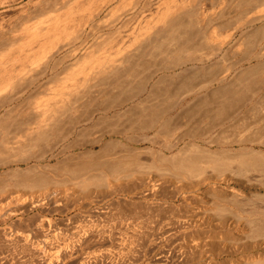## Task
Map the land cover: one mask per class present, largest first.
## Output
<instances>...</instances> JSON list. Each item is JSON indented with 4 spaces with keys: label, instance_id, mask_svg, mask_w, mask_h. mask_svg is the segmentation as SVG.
Returning <instances> with one entry per match:
<instances>
[{
    "label": "rangeland",
    "instance_id": "1",
    "mask_svg": "<svg viewBox=\"0 0 264 264\" xmlns=\"http://www.w3.org/2000/svg\"><path fill=\"white\" fill-rule=\"evenodd\" d=\"M6 1L10 3L8 4ZM61 1L62 0H42V2L41 0H5L6 3L0 6V25L4 26L5 23V29L8 27V29H6L8 32L7 34L15 32V34L13 33L12 35L18 37L21 34L22 28L28 24L38 22L42 18L39 13L41 5L45 8L48 3H53L54 6L52 7L54 9H60V7L63 6ZM105 1L107 2L106 6H104L106 3ZM109 1L110 0H97L92 3L91 7L102 9L100 16L91 24L92 27L94 26V29L98 28L96 30H92V28L87 29L88 31L84 35L85 48L79 51L74 58L65 59L68 56V50L67 47L62 49V42L59 44V47L56 45L58 47H56L57 50L52 46V49L54 47L53 53L50 47V50L48 49V51H50L48 55L47 53L44 56L41 54L38 55V58L33 52L28 56V52L30 51L25 49L28 47L25 46L27 43L24 41H17V49L21 48V46L18 47V45L22 44L23 47L21 48L23 49L22 51L21 49H16L19 53V55L16 53V57L14 56V58H17L15 59L17 66H19L27 56L25 61L29 58L31 59H29L30 61H26L28 62L26 64L29 65V69L30 67L32 68L29 70V73L27 72V76L24 77V80L27 81L25 82L23 80L22 82L21 80L17 87L21 89L31 84V81L35 80L39 74L46 69L48 61L52 63V65L54 63L58 64L59 62L60 66L56 70L57 72H54L40 83H37L30 92L31 96L34 98L35 96H42L48 92V88L60 84L64 78L72 74V71L74 72L76 69L84 66L87 62L98 56V48L105 44L109 38L114 37L116 31V29H112L109 26H111V22H114L117 18L112 20L114 17H108L109 15L111 17L110 10H112V8H118V5H121V0ZM155 1L157 2V0H148L145 8L146 12H155ZM198 1L202 2L206 9L209 8L210 14L215 13L214 17L218 18L216 24H212L209 31H213L215 27V31H217L221 40L225 41L227 44L222 48H218L220 47L219 44L213 43L207 37L199 39L196 44L197 46L194 45L196 47H192L194 49H187L188 52L186 51L184 53V58L187 56L191 57V53H195L193 57L209 56L212 57V59L207 62L206 65L197 64L195 68L192 66L193 68L191 67V71L186 72L184 75H180L182 77H175L173 79V81L175 80L174 82L168 79L157 80V85L161 87L156 86L157 89L160 88V90L170 88L173 91H177L182 86L189 83L188 80L191 77H195V80H197L194 85H198L199 82H210V80L212 81L215 78L221 80V78L224 77V79L221 80L224 81L219 83L217 82L218 80L215 79V86L213 85L208 88L210 91H203V94L201 93L198 95V100H192L183 105L179 102L184 92L177 91L179 93L176 98L172 99L168 104H165L161 99L160 101L156 99L151 102L153 100L151 99L149 101L150 104L147 103L145 106L140 105L137 108H133V110L131 109L132 111H129L125 115L122 125L125 126V128H131V133H129L128 136L136 145L134 143V149H131V151L122 158L124 164L107 163L102 160L91 159L69 161L65 158H59L57 161L45 162L43 161V157L47 150L45 151L44 148L38 149L39 147L35 149L36 147L34 146L33 148L29 146L15 147L13 150L10 148V150H6L7 152L0 151V162L8 164V168L5 172L2 173L0 170V189L12 182V184H15L13 190V192L15 191V195L37 197L50 189L57 190L58 193H61L60 195H62L63 198L60 199V204L58 206L55 204L49 205L42 210L43 212H41V214L36 211L22 220L15 219L12 223V229L16 231V233L21 234L24 231H29L32 232L33 237L37 240L43 238L42 233L40 231L41 234L38 232L39 229H58L65 235L68 229H75L77 226H83L88 222L95 224L94 229H108L104 237L98 235V233L89 235L87 245L78 249L77 251L79 252L77 254L74 253L72 256L67 257L63 264H83L82 262L85 261L88 263L90 262L89 264H206L207 261L211 259L213 260L211 264H236L238 263V259L242 260V264L247 260L244 263L246 264L247 262H253V257L250 255L252 251L250 249L256 245L257 250L254 255H258V253L261 254L262 252V259L264 260V248H262V245H264V241L262 242L264 238V171L262 170L263 173L261 172V169H264L262 166L264 165V160L262 162H253V164L255 163L254 166L252 162L249 163V169H247V166H244L245 163L244 165L241 164L243 167L239 166L241 160L246 158V155L243 156L242 154L247 153V155H249L247 158H252L254 152L252 153L249 151H251L253 147H256L258 150V143H263L264 103L262 102L264 101H260V103L258 102L254 106L244 107L245 110L241 111L239 108L240 106L238 107L235 105L238 102L237 100V102L234 101L236 103L233 102L235 108L232 106L233 104L231 102L233 97L236 99L238 96H228L227 94L226 97H224L226 94L225 90H235V85L237 86H235V92L238 88H241L239 89L242 91L241 93H246L243 83L244 81L250 80L246 74L249 75L250 71V74H252V70H254L252 74L254 79L264 78V48L261 49L264 44L263 46L259 45L262 44L260 40H262V35L264 34V31H262L264 30V10H260L261 7L264 9V2L262 3L263 5L261 4V6L256 7L263 15L259 14L258 11V15H255L257 13L250 14L249 12H252V10H248L249 8L247 5L244 6L247 0ZM42 3H44L45 6ZM219 3H221V6L223 4V6H219ZM245 9L248 12L245 11ZM256 9H254L253 12H256ZM200 11V7H198L192 15L183 18L180 22L181 24L179 23L171 28L172 34L164 37L160 41L164 48H175L184 36L187 35V32L192 34L198 29H201L203 21L201 16H199ZM261 16L263 17L260 19ZM258 17L260 20L259 23ZM125 20L127 21L125 22ZM103 21L106 22V24H104ZM108 21L109 23H107ZM128 21L129 18L122 20V22L118 21L117 27L120 28L121 25L125 26V24H128ZM249 21H251V23L254 21V23L250 24ZM243 22L246 23V27L242 25ZM247 22H249L250 25L247 24ZM220 24L223 25L221 26ZM233 28L235 30L234 32L232 30ZM12 29H14V31ZM232 34L234 35L233 37ZM12 35H9V37ZM30 44L31 43L28 45ZM243 44H245V46ZM248 44H250L251 47H254L252 45L255 44V47L252 49ZM91 47L93 51L90 53V50H92ZM242 47H250V50L246 48L249 50L247 53H254L253 55L255 57H263L257 63L256 61L253 62V64H251L253 66L245 64L242 65L243 67H240L237 63L243 60L245 54H247L246 50L242 49ZM255 48L257 50H255ZM24 50L28 51H25L27 54L23 52ZM253 50L254 52L252 53ZM20 51L22 52L21 54ZM54 54L56 55L54 56ZM47 56L49 58H47L46 62ZM19 58L23 59L19 60ZM37 58L43 62L39 63L40 60L38 61ZM19 61L20 64H18ZM239 63H241V61ZM38 65L39 67L37 68ZM255 68H257L260 73L256 74L255 72L257 70ZM256 75L262 76L258 77ZM242 76L246 77L242 78ZM27 78H29L30 82ZM242 79L245 80L243 81ZM230 84L234 86L232 85L233 87H231ZM179 85L182 86L179 88ZM136 87L137 86L132 88L131 92H136ZM228 87L229 89H227ZM222 88H224V91ZM220 90L221 92H218ZM179 96L181 97L179 98ZM221 97L224 98L221 100ZM229 97L231 99H229ZM224 100L226 101L225 105L223 104L225 102ZM212 101L215 102L212 103ZM170 105H178V108L177 111L173 113L174 115L172 114V117L165 122L166 125L164 122H160V126L162 127H160L161 129L159 128L160 131L155 133L147 132L144 128L146 124L152 122V115L149 111L147 115L145 114V117L144 115L142 116L143 110L140 111L142 107H153V109L160 108V111H163V109H167L165 106L169 108ZM228 106L232 107L227 108ZM224 107L227 108V111L231 109L229 111L230 113H228ZM255 107L257 109H255ZM236 113H239V115ZM148 114L151 117H148ZM157 122L158 120H156V123ZM261 122L263 124H260ZM255 123L256 125L259 124L260 128L259 125H257V128ZM136 124H138V127ZM162 124H164V126H162ZM251 127L255 128L253 129ZM259 136L262 137L259 138ZM252 140L255 142L254 144L250 143ZM230 149L232 150L230 151ZM238 149L239 151L240 149L243 151L241 150L239 152ZM41 154H44L43 157ZM39 157L42 159L39 160ZM233 161L236 162L234 163ZM229 164L231 166L224 167ZM251 164L253 167H251ZM246 165L248 164L246 163ZM125 167H128L130 170ZM229 167L233 170H230ZM225 169H227V172H225ZM250 169L252 170L251 172L249 171ZM127 170L132 173H128ZM150 186H154L153 189L155 188L154 190H156L155 196L153 195L151 197V195L138 194ZM116 189L120 191H118L120 194L115 192ZM109 200H112L113 207L107 206L106 203L110 202ZM254 210L257 212H254ZM190 219H192V222L193 220L197 222V225L196 223L194 224V222H190ZM188 220L190 225L189 222H187L188 225H186V221ZM41 224L46 226L42 227ZM131 229H135L134 232H137V245L135 243L134 253L126 255L121 253L122 251L119 245L121 241L120 238ZM185 229L187 231L192 230V234L189 233L190 231L185 232ZM240 229H246V231L242 233V236H239L241 233ZM252 229L253 232L251 231ZM260 229L262 232L259 231ZM1 230L2 229H0V231ZM164 231H171L170 235L172 236L167 237V235H164ZM130 232H132V230ZM255 232H257L256 234H258L260 238ZM187 236L193 241H199V248L197 247V249L194 250V252H197H195L197 256L194 252L192 253L194 256L191 253L184 254L182 252V254L180 252L183 251V244H188L190 243L189 241H191ZM2 237L3 236L0 234V264H43L46 262L43 256L33 255L28 249L19 245H8ZM204 237H207V240ZM256 238L258 239L256 240ZM177 240H183V243ZM258 241L262 243L259 244ZM203 243L204 245H202ZM3 245L6 246L4 247ZM232 245L234 248L231 249V247H233ZM240 246H242L241 251L244 247L250 251L243 250L241 252L239 250L237 253L235 250L238 251V247ZM227 248L228 250H226ZM199 249L201 250L199 251ZM98 254H102L103 258ZM263 260L260 261V264L264 263ZM256 261H258V259H256Z\"/></svg>",
    "mask_w": 264,
    "mask_h": 264
},
{
    "label": "bare ground",
    "instance_id": "2",
    "mask_svg": "<svg viewBox=\"0 0 264 264\" xmlns=\"http://www.w3.org/2000/svg\"><path fill=\"white\" fill-rule=\"evenodd\" d=\"M94 1H97V0H62L61 2H62L63 6L60 7V9H54L52 7V6H54L53 3L47 2L48 4L46 6L44 5V3H42L45 6V8L42 7V5H41L40 11L38 10L40 15H41L40 17H42V18L38 22H35L33 24H28L24 28H22L21 34L18 37L12 35L13 33L15 34V32H12L11 34H7L8 32L6 31V29H8V27H6V29H5V27H4L5 23H4V26L0 25V151H6V150L8 151V150H10V148H11V150H13V148H15V147L19 148L22 146L23 147L29 146V147L33 148V146H34V147H36L35 149H37L39 147L38 149L44 148L45 151L47 150L46 154L45 155L43 154L44 157L41 154L43 157V161H45V162H51L53 160L57 161L59 158H65L66 160H69V161H74V160L80 161V160L91 159V160H102L103 162H107V163L112 162V163H117V164H124V160L122 158H124L125 154L129 153L131 151V149H134L133 147L136 145L135 142H134L135 143V145H134V143L131 141L132 139L130 140L129 139L130 137L128 136L129 133H131V128L130 129L125 128V126L122 125V121L125 118V115L129 111H132L133 108H135V107L137 108L140 105L145 106V105H147V103L150 104L149 101L151 99H153L151 102H153L156 99H157V101H160V99H161V101H164L165 104L166 103L168 104L172 99H175L176 96L178 95V93L181 91L184 93H183V96L181 93L182 98H181L179 103L183 105L187 102H191L192 100H196L198 95H200L203 91H206V92H207V90L210 91V89H208V88L213 86L214 84H216L215 79H217V78H215V79L213 78L215 81L210 80V82L208 81L206 83L203 81L204 83L199 82L198 85H194V83H196L197 80H195V77H191L188 80L189 83L185 84V86H182L183 84L181 85L182 87L179 85V88L181 87L180 89L177 90L179 92L173 91L170 88H168V89L166 88V90H160V88L157 89V86H158L157 80H167L168 79L170 81L171 80L173 81V79L175 77H177V76L182 77L180 75H184V74H186V72L191 71L190 69L192 66H194V68H195L197 64L206 65V63L212 59V57H209V56L208 57L207 56L206 57H202V56L197 57L196 56L197 58L193 57V54L195 55V53H191L192 54L191 57L187 56L186 58H184V53L186 51L188 52V50L190 48L196 47L197 46L196 44L198 43L199 39H201V38L204 39L205 37H207L213 43H218L220 46L218 48H222L224 45L227 44V43H225V41L221 40V37L217 34V31H215L216 30L215 27H214V29L212 28L213 31H211V32L209 31V28L212 27L211 25L214 23L216 24V22H217L218 18L214 17L215 13L210 14V11L208 10L209 8L206 9L204 7V5L202 4V2H199L198 0H157V2L155 1L156 6H154V7H156V10L153 13L152 12H149V13L146 12L145 8H146V3L148 2V0H121V5H118L119 6L118 8H115V7L112 8V10H110L111 11L110 12L111 17H110V15L108 17V18L114 17L112 20L117 18V19H115L114 22H111L112 25L109 26L112 29L113 28L116 29L114 37L109 38L110 40L108 39V41L105 44H103L100 48H98V50H97L99 53L98 56L94 57L92 60L87 62L84 66L79 67L74 72L72 71V74H70V75H68V77L64 78L60 84L53 86V87L51 86L50 88H48V90H47L48 92H46V94H43L42 96H38V97L35 96V98H34L33 96H31L30 92L32 91V88L34 86H36L37 83H40L46 77L50 76L54 72H57L56 70L60 66L59 62H58V64L54 63L52 65V63H50L48 61L47 65H46V69L43 72H41V74H39V76L35 80H32L31 84L27 83L29 85H27L25 88L19 89L17 87V85L19 86L18 83L21 82V80L23 82L24 77L27 76L26 75L27 72L29 73V70L32 68L30 67V69H29V65L26 64V63H28L26 61L31 59L28 57L29 59L25 61V59H27V56L24 59L22 58L23 59L22 63L20 64V61H19L18 64H20V65L17 66V64H16L17 62L15 60L17 58H14V56L15 57L17 56V54H16V53H18L17 50L23 48L22 44H21V45H18V47L21 46V48L17 49L16 45L18 44V42L24 41L25 43H27L25 46H28V47L30 46V47L29 48L27 47L25 49L29 50L30 52H28L26 50H24L23 52H25V51L28 52V54H29L28 56H30L31 55L30 53L33 52V54L36 57L38 55H41V54L44 56V55H46V53L48 55V52H50V51H48V49L50 47H51V52H52V51H54L53 50L54 47L56 49V47L57 46L59 47V44L62 42L63 48L62 47L61 48L64 49V47L65 48L67 47V50H68V53L66 52L68 56L65 59L74 58V56H76V54L79 51H81L83 48H85L84 45H86V44H84L85 43L84 35L88 31L87 29L92 28V30H96L98 28V27L97 28L95 27L96 29H94V26L92 27L91 24H93L92 22H94V20L100 16L102 9L100 10V8L91 7V5ZM114 1H116V0H114ZM6 2H5V0H0V6L5 4ZM41 2H42V0H41ZM263 2H264V0H247L245 2L244 6L247 5V7L249 8L248 10H252V12H249V13L254 14V13H257V11L259 10L258 8H257L258 9L257 10L256 7L261 6V4ZM8 4H6V5H8ZM106 4H107V2L104 4V6H106ZM219 4L218 5L221 6V3H219ZM222 6H223V4H222ZM198 7H200V10H201L199 13V16H201L202 21H203V25H202L201 29H198L196 32H194L192 34L190 32L189 33L187 32L186 33L187 35L184 36V38L176 45L175 48H172V49L164 48L162 42H160L161 39L172 34L171 28H173L175 25H178L183 18L188 17L189 15H192V13ZM261 8H260V10H264L263 7H261ZM103 9H104V7H103ZM149 9H150V7H149ZM213 9H215V8H213ZM254 9H256L255 10L256 12H253ZM152 11H154V10H152ZM245 11H247V10L245 9ZM259 14H262V13L259 12ZM263 14H264V12H263ZM255 15H258V13ZM263 16H261L260 19ZM126 18H129L128 24H125V26L121 25L122 28L121 27L118 28L117 27V25L119 23L118 21L122 22V20H124ZM246 19H247V17H246ZM251 19H249V20H251ZM126 21L127 20H125V22ZM246 21H248V20H246ZM259 21L260 20L258 17V23H259ZM249 22H250V24L254 23V21L252 23H251V21H249ZM249 22H247V24H249ZM255 22H257V21H255ZM100 23H101V21H100ZM103 23L106 24V22H104V21H103ZM107 23H109V21ZM239 23H240V21H239ZM239 23H237V24H239ZM245 24L246 23H244V22L242 23V25H245ZM99 26H100V24H99ZM236 26H235V28L237 29ZM244 27H246V25ZM12 30L14 31V29H12ZM232 30H233V32L235 31L234 28ZM244 30H246V29H244ZM262 31H264V30H262ZM236 32H237V30H236ZM9 35H12V36L9 37ZM233 36L234 35L232 34V37ZM262 37H261L262 40H260V41H262V44H259V45L263 46L264 34L262 35ZM229 38H230V35H229ZM226 41H228V40H226ZM29 43H31V44L28 45ZM194 45H196V46H194ZM243 45L245 46V44H243ZM256 45H258V44H256ZM52 46H54L53 49H52ZM248 46H250V44H248ZM252 46L255 47V44H253ZM250 47H246V48H249V50L251 48L252 49L254 48V47H251V48ZM246 48L242 47V49H245L246 53H247V51H249V50H247ZM262 48H264V46L261 47V49ZM62 49H60V50H62ZM91 49L92 50H90V53H91V51H93L92 47H91ZM192 49H194V48H192ZM22 50L23 49H21V51ZM60 50H58V51H60ZM255 50H257V49L255 48ZM21 51H20V54L22 53ZM26 52H25V54H27ZM55 52H57V51H55ZM88 52H87V54H88ZM253 52H254V50L252 51V53ZM253 54H251V53L249 54V52H248L247 54H245V57L243 54V57H244L243 60H240L241 59L240 58L239 60L241 61V63H239L240 62L239 61L237 63V65L239 64L240 67L242 65H245V64L251 65L255 61L257 63L263 57V56L261 58H260V56L255 57ZM18 55H19V53H18ZM55 55L56 54H54V56ZM20 56H22V55H20ZM90 56H94V55H90ZM38 58H39V56H38ZM38 58H37V60H38ZM47 58H49V57L48 56L46 57V62H47ZM20 59L21 58H19V60ZM60 59H61V57H60ZM43 60H45V59H43ZM40 62H43V61L40 60L39 63ZM251 66H253V65H251ZM38 67H39V65L37 66V68ZM33 68H35V67H33ZM251 69H253V68H251ZM255 69L257 70V68H255ZM252 71L254 73V70H252ZM257 71L255 72L256 74L260 73V71H258V72ZM250 73H251V71H250ZM250 73H249V75L246 74V76H248V79H250V80L244 81L245 79L244 80L242 79L244 81L243 87H245L246 93L244 92L245 90L243 91L244 93H241L242 91L239 90L241 88H238L236 91L237 93H236L235 90H236L237 86L235 85L236 86L235 87L233 84L232 85L234 86L235 90L234 89H232V90L230 89L228 91L225 90L226 94L224 93L225 94L224 97H226L227 94H228V96H234V95L238 96V98H236V99H235V97H233V100L231 102L233 104V102L237 100L238 102L237 101L236 102L238 104L236 102H234V103H236L235 105H237L238 107L240 106L239 108L241 109V111L245 110L244 107L246 108L248 106H254L258 102L260 103V101L261 102L264 101V78L263 79L259 78L260 80L258 78L254 79V77H252L253 73L252 74H250ZM246 76H244V77L242 76V78H245ZM256 76L261 77L262 75H260V76L256 75ZM179 77H178V81H179ZM27 79L29 81V78H27ZM222 79H224V77L221 78V80ZM217 80H218L217 82H219V83L220 82L222 83L224 81V80L221 81L220 79H217ZM239 80H240V78H239ZM185 81H187V80H185ZM241 83H239V84H241ZM239 84H238V86H239ZM232 85H231V87H233ZM135 86H137L136 87L137 91L131 92L132 88H134ZM222 89L224 91V88H222ZM227 89H229V87ZM214 92L217 93L216 91H214ZM218 92H221V90ZM235 93L238 95H236ZM218 95H219V93H218ZM181 96H179V98ZM224 97H221L220 99L222 100V98H224ZM215 98H217V97H215ZM229 99H231V98L229 97ZM226 100H227V98H226ZM173 102H174V100H173ZM214 102L212 101V103H214ZM222 103H223V101H222ZM225 103H226V101L223 104L225 105ZM262 103H264V102H262ZM229 105H231V104H229ZM232 106L234 107V104ZM231 107L228 106L227 108H231ZM261 107H262V105H261ZM165 108H167V109L164 110L162 107L163 111H160V108L159 109H153V107L152 108H147V106H146V108L142 107V109L140 110V111L143 110L142 116L144 115V117H145V114L147 115V112H149V111H150V114L152 115V117H151L148 114V117L152 118L151 119L152 122L149 123V121L147 120L149 124H146L145 128H144L145 130H147V132L155 133V132L160 131L159 130V128L161 127L160 122H162V123L164 122V124H165V122H167V120L172 117V114L177 111L178 105H176V106L170 105L169 108L165 106ZM227 108L224 107V109H226V111H227ZM255 109H257V108L255 107ZM230 110H228L227 112L230 113L229 112ZM249 110H250V108H249ZM235 111H237V110H235ZM238 112H240V111H238ZM236 114L239 115V113H236ZM231 119H232V117H231ZM156 120H158L157 123H156ZM262 122L260 124H263ZM143 123H145V122H143ZM164 124H162V126H164ZM136 125L138 127V124H136ZM255 125H256V123H255ZM257 125H259V124H257ZM257 125H256V127H257ZM247 128H248V126H247ZM251 128H253V127H251ZM259 128H260V125H259ZM263 128H264V126H263ZM145 130H142V131H145ZM258 130H260V129H258ZM258 130H257V132H258ZM263 131H264V129H263ZM251 132H252V130H251ZM261 132H262V130H261ZM263 136H264V134H263ZM261 137L259 136V138H261ZM256 138H257V136H256ZM262 139H261V141H262ZM257 140H258V138H257ZM240 142H238V143L241 144ZM255 142H256V140H255ZM255 142H253V140H252V142H250V143L254 144ZM256 144H257V142H256ZM258 144H259L258 150L256 149V147H253V149L251 151H249L252 153L254 152V154H252V158H247V156H249V155H247V153L242 154L243 156L246 155L245 157L247 159L243 158V160H241V163H240L239 162L240 160L237 157L238 158L237 160L240 163V165H239L240 167L242 166L241 164L244 165V163H245L244 166L248 167V166H250L249 163H251V162L253 164V162H260V161L262 162L264 160V139H263V143H261V144L258 143ZM247 149H246V151H247ZM231 150L232 149H230V151ZM241 150L242 149H240V151ZM36 151H38V150H36ZM238 151H239V149H238ZM32 155H34V154H32ZM38 155H40V154H38ZM29 157H31V156H29ZM41 159L39 157V160H41ZM240 159H241V157H240ZM246 163L248 165H246ZM230 164L225 165L224 167L231 166ZM252 164H251V167H253L255 163L253 164V166H252ZM261 164H263V163H261ZM7 165L8 164H6V163L3 164V162L0 164V170L2 173L7 170V168H8ZM259 165H260V163H259ZM255 166H257V165H255ZM262 166L264 167V165H262ZM125 168H128V167H125ZM249 168L250 167H248L247 169H249ZM225 170H226L225 172H227V169H225ZM230 170H233V169L230 168ZM239 170H241V169H239ZM262 170L264 171V169L263 168L261 169V172L263 173ZM249 171L251 172L252 170L250 169ZM126 172H125V174H126ZM128 173H130V172L128 171ZM120 176H122V175H120ZM261 177H262V175H261ZM263 177H264V174H263ZM14 185L15 184L14 183L12 184V182H11V183H8V185H5L4 188L0 189V229H2L0 231V234L3 236L2 238L5 240V242L8 245H10V244L19 245L25 249H28L33 255L36 254V255L43 256L44 261L46 260V262H44L45 264H63L67 257L72 256V254H74V253L77 254L79 252V251H77L78 249H80L84 245H87V242H88L87 239H88L89 235L94 234V233H98V235L104 237V235L107 234L108 229H105V228L94 229L95 224H93L92 222H88L87 224H84L83 226H77L75 229H68L66 231L65 235L63 234L62 231H60L58 229H39L38 232L40 231L42 233L43 238L37 239V240L35 237H33L32 232H29V231L25 232L24 231L21 234L16 233V231H14L12 229L13 228L12 223L14 222L15 219L22 220L26 216H28L32 213H35L36 211L40 212V214H41V212H43L42 210H44V208L48 207L49 205L55 204L56 206H58L60 204L59 203L60 199H63V198H62V195H60L61 193H58L57 190H50L49 188H48L49 191L46 190V192L44 194H42L41 196H37V197H27L25 195L24 196L15 195L14 194L15 191L13 192ZM153 187L150 186V187L146 188L145 190L139 192L138 194L151 195V197H152L156 193L155 192L156 190H154L155 188L153 189ZM116 190H115V192H117V193L120 192L119 190H117V191ZM64 195H66V194H64ZM115 195H116V193H115ZM109 201L111 202L112 200H109ZM110 202L106 203L107 206L113 207L112 206L113 203L112 202L110 203ZM254 212H257V211L254 210ZM249 217H250V215H249ZM187 222H189V220L186 221V223ZM190 222H192V219H190ZM190 222H189V225H190ZM193 222H194V224L196 223V225H197V222H195L194 220H193ZM49 223H50V221H49ZM44 224H41L42 227L44 226ZM186 225H188V223ZM191 225H193V224H191ZM131 230H132V232H130ZM131 230L127 233H124L122 235V237L120 238L121 241H120L119 245L121 247L120 248L122 251L121 253H124L126 255H130V254L134 253V248L137 245V239H138L137 238L138 237L137 232H134L135 229H131ZM188 231H190V230H188ZM188 231L186 230L185 232H188ZM240 231H241V233L239 234V236H242V233L244 231H246V229H240ZM251 231L253 232V229ZM259 231L262 232L261 229ZM170 232L171 231H166L164 233V235H167V237L172 236V235H170ZM191 232H192V230L189 233H191ZM210 232H211V230H210ZM250 232H249V234H250ZM252 232H251V234H252ZM256 233L257 232H255V234ZM182 234H184V233H182ZM256 235H258V234H256ZM183 236H185V235H183ZM187 237H186V239H187ZM246 237H249V236H246ZM189 238L190 237H188V239ZM204 238L207 240V237H204ZM259 238H260V236H259ZM257 239L258 238H256V240ZM263 239H262V242L264 241ZM177 241H181V240H177ZM189 242L190 243H188V244H183V246H182L183 251H180V249H179L180 247L177 244L179 247L178 249L181 253L183 252L184 254H189V253L192 254L194 252V250L197 249L198 245L200 244L198 240L193 241L191 239V241H189ZM204 242H205V240H204ZM262 242L258 241L259 244ZM135 243H136V245H135ZM180 243H183V240ZM189 244H191V245H189ZM255 244H256V242H255ZM202 245H204V243ZM243 245H244V243H243ZM205 246H208V245H205ZM256 246L252 247L250 249L252 251V253L250 255H251V257H253V260L252 259H250V260H252L253 262H251V263L247 262L248 264H260V261L263 260L262 259L263 256H262L261 251H260L261 254L258 253V255H256V254L254 255L255 251L257 250ZM211 247H212V245H211ZM241 247L242 246L238 247V251L237 250H235V251L238 253L239 250L241 251ZM248 247H250V246H248ZM225 248H226V246H225ZM228 248L226 250H228ZM232 248H234V246L231 247V249ZM262 248H264V245H262ZM235 249H236V247H235ZM200 250L201 249H199V251ZM243 250L250 251V250L245 249V247L242 249V251ZM232 252H230V253H232ZM196 253H195V255H196ZM200 253H198V254H200ZM230 253H229V255H230ZM263 253H264V251H263ZM89 254H87V255H89ZM210 254H211V252H210ZM221 254H222V252H221ZM192 255L194 256V254H192ZM99 256H102V258H103L102 254ZM219 256H220V254H219ZM254 256H255V258H254ZM88 257H90V256H88ZM210 257H212V256H210ZM247 257H248V254H247ZM86 258H87V256H86ZM96 258H99V257H96ZM256 259H258V261H256ZM100 260H101V258H100ZM211 261H213V260L212 259L210 261L208 260L206 264H211ZM246 261H244V263ZM82 263L83 264H89L90 262L88 263L85 261ZM236 264H242V260L238 259V263H236Z\"/></svg>",
    "mask_w": 264,
    "mask_h": 264
}]
</instances>
